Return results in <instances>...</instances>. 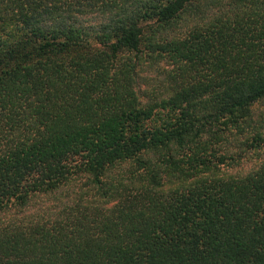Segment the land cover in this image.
Listing matches in <instances>:
<instances>
[{"label":"trees","instance_id":"trees-1","mask_svg":"<svg viewBox=\"0 0 264 264\" xmlns=\"http://www.w3.org/2000/svg\"><path fill=\"white\" fill-rule=\"evenodd\" d=\"M0 264H264V0H0Z\"/></svg>","mask_w":264,"mask_h":264},{"label":"rangeland","instance_id":"rangeland-1","mask_svg":"<svg viewBox=\"0 0 264 264\" xmlns=\"http://www.w3.org/2000/svg\"><path fill=\"white\" fill-rule=\"evenodd\" d=\"M45 200H46V198L41 199V200H37V202L33 205V206H35L33 208H36L38 205L43 204L45 202Z\"/></svg>","mask_w":264,"mask_h":264}]
</instances>
